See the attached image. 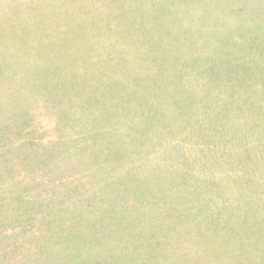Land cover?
I'll use <instances>...</instances> for the list:
<instances>
[{
	"label": "rangeland",
	"instance_id": "obj_1",
	"mask_svg": "<svg viewBox=\"0 0 264 264\" xmlns=\"http://www.w3.org/2000/svg\"><path fill=\"white\" fill-rule=\"evenodd\" d=\"M46 1L48 4L33 0H0V132L15 134L19 141L30 143L20 152L23 155L27 153L23 161L17 160L7 170L0 167V264H32L31 261L35 264H264V224L261 217L254 219L258 213L248 210L247 204L252 201L250 195L246 194L242 199L233 186L235 198H217L211 194L216 183L208 180V183L203 181L202 185L205 184L200 185L193 181L191 170L186 167L190 173L184 175L183 165L177 163L176 156L180 151L173 148L174 143H184L191 130L190 125L184 122L185 111L179 109V104H175L174 116L165 120L178 128L174 129L178 130L174 143H169L170 147L162 153L166 156L162 157L157 151L161 158L154 160L153 154H146L156 147L155 143L149 146L150 140L155 136L156 125L163 120L161 112L169 106L162 107L165 100L154 93H150L153 98L126 103L104 117L109 120L118 116L119 119H127L128 123L134 122L133 109L139 113L140 109L147 110L151 106V110L136 121L144 129L152 130L151 139L145 135L137 137L136 142L130 137L122 138L124 133H128L124 125L109 137L110 140L114 136L119 140L122 138V148L119 147L118 153L124 159L117 170L113 164L115 161L110 163L102 159L104 165L113 164L108 166L111 170L107 172L105 168L104 171L105 179L110 175L111 204L105 203L106 208L104 204L102 206L114 219L110 223L98 224V227L86 226V235L68 231L69 224L72 225L70 212L78 207L73 206L71 200L75 198L77 203L84 202L89 206L98 203L90 197L91 182L85 170H65L61 159H55L54 164L48 166L46 163L47 154L57 148L60 150L61 140H69L67 136L73 132L72 114L82 109L76 89L83 86L82 73L77 75L74 66L59 65L65 57L69 63L78 54L75 50L51 52L52 47L46 42L48 50L43 51L42 67L41 64L35 68L31 64L21 67L15 59L17 55L30 53L34 58L35 55L40 56L36 47L42 35L34 36L30 43L25 42L26 35L28 37L32 30L41 27H44V33L46 27L52 30L57 25H68L64 21L69 20L62 18L64 13L59 5L70 3L80 6L85 0ZM171 1L174 3L164 0L160 8L156 6V11L150 15L151 19L155 17L151 27L156 26V29H150V32L158 42L161 40L160 48L169 46L165 52H173L178 63L176 58L171 62L159 57L157 68L164 71L180 66L188 77L193 76L191 73L197 67L208 73L218 70L220 73L217 74L224 75L225 79L218 84L225 86L234 78L238 84L235 88H252L258 93L253 95L254 102L260 100L263 94L258 92L256 84H262L264 88V0ZM167 30L171 31L170 34H166ZM11 67L19 69L13 72ZM141 70L142 66H139L135 74ZM142 75L140 80L148 81ZM117 85L115 79H110L105 88H101L106 105L114 102L113 95L119 94ZM178 86L182 87L181 84ZM89 105L86 103L90 115L93 109ZM152 110H157V114L150 112ZM255 116L253 126L242 127L250 135V138H244V143H256V138H264V117H257L256 113ZM234 137L242 136L236 132ZM80 141V146H83V140ZM185 144L192 147L190 143ZM261 165L264 167L262 161ZM102 178L95 179L101 183ZM183 178H188L185 179L188 181L186 193L179 191ZM255 182H260V179L256 178ZM70 186L77 190L69 191ZM64 198L68 199L67 202ZM211 201L214 204L211 203L210 208ZM116 202L121 204L123 211L114 214L111 208H115L112 203ZM231 203L236 205H229ZM85 205L79 218L86 211ZM191 209L202 212L198 221L191 219ZM208 209H213L215 214L212 221L208 218ZM229 218H232L230 225L233 228L231 240L223 243L219 238L229 234L225 223ZM113 227L115 229L112 230ZM108 229L110 233H107ZM51 231L54 233H49ZM48 236L70 240L75 237L76 240L56 243L57 237H53L48 251L43 249V253L42 247ZM54 256H57L55 260Z\"/></svg>",
	"mask_w": 264,
	"mask_h": 264
},
{
	"label": "trees",
	"instance_id": "obj_2",
	"mask_svg": "<svg viewBox=\"0 0 264 264\" xmlns=\"http://www.w3.org/2000/svg\"><path fill=\"white\" fill-rule=\"evenodd\" d=\"M33 1L48 4L46 0ZM51 1L55 2V0ZM168 1L174 3L171 0ZM30 3L32 4V1ZM163 3L164 0H85L84 4L80 6L64 3L59 7L61 12L64 13L62 18L69 20L64 21L68 25L63 27L57 25L52 30L46 27L44 33V27L38 28V30L31 29L32 34L28 35L29 38L24 33L26 43L32 42L34 36L42 35V40L38 42L39 44L36 47L40 56L35 55L34 58V55H31L30 52V54L22 56L17 55L15 60L20 62L21 67L30 64L34 68L40 64L42 67L43 51L48 50L47 42L52 47L51 52L54 53L61 52V50H69L70 52L75 50V53L78 54L75 60H69V63H67L65 57L59 62V65L60 67L74 66L77 75L82 73L81 76L84 77L83 86L76 87L80 96L79 105L81 104L82 109L79 112H74V115L71 113L73 116L72 135L67 136L69 140H65L66 142L61 140L60 150L58 148L52 150L46 158L48 161L46 162L47 166L54 164L55 159H61L62 163L65 164L63 166L65 170L69 171L77 168L82 171L85 170L84 172L91 182L90 197L98 202H94L89 206L88 204L85 205L84 202L77 203L75 198L71 200L70 203L78 207L70 212V222H72V225L69 224L68 231L70 233L76 231L86 235V226L98 227V224L110 223L112 218L114 219L113 215L105 209V203L111 204V192L108 188L110 175L108 179H105L104 171L105 168H107V172L111 170L108 166H113V164H115L117 170L118 166L120 167L118 164L124 162V159L118 153L119 149L122 148V138L130 137L136 142L137 137L145 135L147 139H151L150 133L152 130H146L141 125L136 124V121L141 118L140 116H143L151 106L147 110H145L146 108L140 109L141 112L139 113L132 108L134 122L128 123L127 119H119L118 116H114L109 120L104 119V117L112 111H116L117 107L120 108L126 105V103L153 98L154 96H151L150 93H154L156 97H160L159 99L165 100L162 107L169 106L161 112L160 117H163V120L159 122L160 125H156L153 131L155 136L150 140L149 146L155 143L154 146L156 147L153 150L150 149V152L147 151L146 154H153L154 160H160L161 155L157 151L162 154L164 150L170 147L169 143H174V135L178 132L174 129L178 128L173 127V124H168L165 120L174 116L175 104H179V109L185 111L184 122H187L191 127V130L187 133L189 139L183 140L184 143L177 141L174 143L175 147H173L176 151L177 149L180 151L176 159H178V164L183 165L184 175L190 173L189 170H191L194 173L193 181H198L200 185L203 181L208 183V180H211L212 184L216 183V189L211 191V194L220 199L228 196L235 198L233 196L235 195L234 188L242 199L245 198L246 194L250 195L252 201L247 204L248 210L255 212V214L258 213L254 219L259 216L262 224H264V182L262 181L264 179V171H262L264 167L261 165V161L264 163V138L261 137V140L256 138V143L250 144L247 143L248 141L244 143V138H250V135L247 130H242V127L246 125H254L256 121L255 113L257 117H264V88L262 84H256L258 92L263 95L260 100L254 102L253 95L257 96V91L247 87L241 90L235 88L238 85L236 79L233 78V82L225 83V86L218 84V82L221 83V80H225L222 77L224 75L217 74L220 73L218 70L209 69L213 72L208 73L197 67L191 73L193 76L188 77L180 66L176 67L175 70L170 67L164 71L157 68L159 57L167 58L171 62L176 58L173 52H165L166 48L169 47L168 45H166V48H160L161 40L158 42V39L152 37L150 32V29H156V26L151 27L154 25L155 17L151 19L150 15L156 11V6L160 8ZM149 4L152 5L149 6ZM53 5H50L51 8H53ZM170 32V30H167L166 34H170ZM172 32L174 34V30ZM175 37L179 38L180 36L175 35ZM26 43L25 45H27ZM157 52L159 53L157 54ZM17 53L19 54V52ZM160 53L164 54L159 55ZM176 63H178L177 58ZM139 66H142V70L135 74ZM154 67L157 68L156 71L153 70ZM214 68L218 69V67ZM18 69H12L11 67L13 72ZM140 74H143L142 77H146L148 81L140 80ZM110 79L117 81V87L120 90L117 96L113 95L112 100L114 102L110 101L106 105L104 92L101 88H105ZM192 81H194V84ZM180 84L181 88L178 86ZM65 92L67 94L72 93L71 91ZM88 99L91 101H88ZM249 99H251V102H249ZM86 103H89L88 107L93 109V113L90 115ZM159 105L161 106V103H157V106ZM80 106L78 107L80 108ZM150 112L157 114V110ZM122 125L127 127L128 133H124L120 140L117 136L110 140L111 133L118 130V128L121 129ZM236 132L242 137H234ZM14 136L0 132V167L2 166L4 170L10 169L11 165L15 164L17 160L21 162L27 157V153L23 155L20 152L24 146L30 143L26 140L21 142L18 140L17 135ZM80 136L82 138H79ZM81 139L84 142L83 146H80ZM155 139L160 141L158 143L154 142ZM185 143L192 144V147L185 146ZM163 156L166 155L162 154ZM102 159L103 161H110V163L115 161V163L104 165ZM166 160L167 158L163 162L165 163ZM49 168L51 169V167ZM99 177H103L101 183H97L98 180L96 179ZM256 178L260 179V182L256 183ZM185 179L188 178H183L179 184L181 193H186L188 181ZM148 182L150 185V180ZM69 188V191L77 190L71 186ZM222 194L226 195L223 196ZM77 196L80 195L77 194ZM257 197L260 198L257 200ZM64 199L67 202L68 199ZM78 199L81 201V198ZM246 199H248V196ZM211 203L214 204V201L209 203L210 208ZM103 204L105 208L102 206ZM112 204V206H115V208H111L114 214L123 211L120 209V203ZM234 204L236 205V203ZM83 205L90 208L84 206L86 211L79 218ZM191 211V219L198 221L202 212H198V210L194 212L192 209ZM213 215H215L213 209L209 210L208 218L210 221L214 219ZM231 219H225L229 234L224 235L223 239L219 238L223 243L231 240L229 239L233 229L230 225ZM260 227H263V225ZM113 229L115 228L113 227ZM206 229L208 228L206 227ZM110 232L111 230L108 229L107 233ZM49 233H54V231ZM53 237L48 236L47 242L44 241L45 246L42 247V251L43 249L48 251L47 249L50 247ZM36 239L39 238L36 237ZM40 239L42 238L40 237ZM73 239L75 237L71 238V240ZM69 240L70 238L60 239L57 237L56 243L57 241ZM58 253L59 251H56V254ZM57 256H54V260ZM5 257L9 258L8 255H5ZM31 263L35 264L34 261H31Z\"/></svg>",
	"mask_w": 264,
	"mask_h": 264
}]
</instances>
